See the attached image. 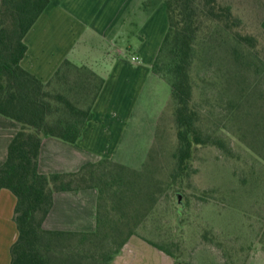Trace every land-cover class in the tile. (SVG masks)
<instances>
[{"label":"rangeland","instance_id":"obj_1","mask_svg":"<svg viewBox=\"0 0 264 264\" xmlns=\"http://www.w3.org/2000/svg\"><path fill=\"white\" fill-rule=\"evenodd\" d=\"M219 3L231 7L241 35L254 40L243 42L215 22H208L197 36L192 103L199 113L198 125L211 142L197 146L189 170L172 177L178 141L171 85L156 74L170 93L164 92L162 106L151 99L146 107L156 120L142 121L141 138L135 143L139 161L127 167L141 177L128 175L133 184L126 183L124 194H117L116 167L104 169V182L114 187L105 184L101 205L111 211L122 198L128 199L125 210L121 208L130 215L135 233L172 252L179 264H264V0ZM166 57L165 52L159 64L164 71ZM55 90L65 93L61 85ZM87 94L69 95L87 108ZM134 184L137 194L131 191ZM106 211L102 213L108 212L113 225L120 211ZM110 227V235L87 245L94 257L80 258L83 263H104L101 255L114 241ZM78 258L75 263H80Z\"/></svg>","mask_w":264,"mask_h":264},{"label":"trees","instance_id":"obj_2","mask_svg":"<svg viewBox=\"0 0 264 264\" xmlns=\"http://www.w3.org/2000/svg\"><path fill=\"white\" fill-rule=\"evenodd\" d=\"M165 1L169 26L153 72L167 79L171 85L170 101L174 105L178 141L175 153L177 169L172 177L177 178L189 170L194 149L211 142V138L205 136L198 125L199 113L192 103L191 69L198 34L208 22H215L243 42L250 44L254 39L241 35L238 19L231 7L220 4L219 0ZM49 4L50 0H0V115L21 126L9 145L6 162L0 166V192L7 189L16 197L14 220L19 236L12 246L11 260L12 264H77L75 259L78 256L79 260L94 257V249L87 245L110 235L107 228L111 226L113 245L105 248L106 253L101 255L103 264H108L137 233L130 215L124 213V203L128 204V199L122 198L121 204L117 208L113 205L111 211L101 205L105 200V184L114 187L104 182L103 170L116 167L114 174L119 183L117 194H124L126 183L133 184L130 181L133 177L127 179L128 175L132 173L141 177V174L109 159L86 164L76 173H39L44 137L76 145L87 123L93 118V105L104 85L103 79L93 71L69 61L63 62L48 82H43L21 65L27 53L25 37ZM165 52L168 59L166 71L159 65ZM56 85L64 87L65 93L55 90ZM80 91H86V98L91 99L87 108H81L70 98V93L78 96ZM136 186L134 184L131 189L133 194H137ZM81 188H97L99 191L97 231L75 234L45 230L43 223L52 208L54 193ZM104 210L110 213L120 211L117 219H113L117 229L114 224L110 225V216H107V211L103 214ZM126 216L129 217V228L125 230L127 223L124 224L123 219ZM132 219L136 222V217ZM148 242L179 261V257L166 248ZM81 260L78 264H89Z\"/></svg>","mask_w":264,"mask_h":264},{"label":"crops","instance_id":"obj_3","mask_svg":"<svg viewBox=\"0 0 264 264\" xmlns=\"http://www.w3.org/2000/svg\"><path fill=\"white\" fill-rule=\"evenodd\" d=\"M168 26L165 0H50L25 37L27 53L21 65L48 82L62 63L69 61L93 71L104 85L93 105V118L76 145L44 137L40 174L76 173L84 165L103 159L136 167L140 152L135 151V143L141 138V123L156 120V114L148 115L146 107L151 99L159 100L162 106L163 94L168 90L153 72ZM133 56L140 59L138 63L131 61ZM20 129V124L0 115V166L6 162L9 145ZM98 202L97 188L56 192L43 228L94 233ZM15 206V195L1 190L0 264H12L11 249L19 236ZM177 262L144 238L133 235L108 264Z\"/></svg>","mask_w":264,"mask_h":264},{"label":"built area","instance_id":"obj_4","mask_svg":"<svg viewBox=\"0 0 264 264\" xmlns=\"http://www.w3.org/2000/svg\"><path fill=\"white\" fill-rule=\"evenodd\" d=\"M139 60H140V59H139L137 56H133V57L131 58V61L134 62V63H138Z\"/></svg>","mask_w":264,"mask_h":264}]
</instances>
